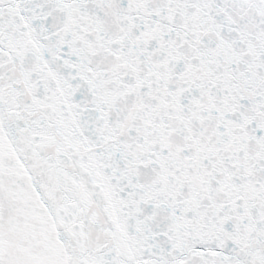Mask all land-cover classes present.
I'll use <instances>...</instances> for the list:
<instances>
[{"label": "snow or ice", "instance_id": "obj_1", "mask_svg": "<svg viewBox=\"0 0 264 264\" xmlns=\"http://www.w3.org/2000/svg\"><path fill=\"white\" fill-rule=\"evenodd\" d=\"M0 264H264V0H0Z\"/></svg>", "mask_w": 264, "mask_h": 264}]
</instances>
